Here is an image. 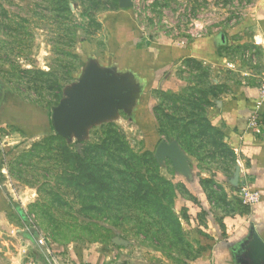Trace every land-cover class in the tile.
I'll use <instances>...</instances> for the list:
<instances>
[{"label":"rangeland","instance_id":"1","mask_svg":"<svg viewBox=\"0 0 264 264\" xmlns=\"http://www.w3.org/2000/svg\"><path fill=\"white\" fill-rule=\"evenodd\" d=\"M131 1L123 11L130 12L142 41L207 51L217 45L218 55L244 70L264 72V52L249 42L254 32L246 28L264 0ZM119 9V0H0V84L21 100L8 97V108L21 113V125L5 122L2 132L13 145L9 175L17 190L36 194L12 221L24 239L36 244L43 237L48 248L74 264H193L205 246L185 223L189 211L178 208L183 197L178 172L171 161L160 163L147 152L156 148L155 139L125 119L124 108L88 125L81 137L47 134L36 123L48 124V113L79 84V42L95 40L104 51L111 35L105 18ZM193 68L198 74L187 73L190 86L184 90L155 93L161 133L211 173L207 192L229 214L228 195L237 208L244 206L243 183L236 177L235 153L211 112L241 76L219 69L215 84L209 65ZM76 155L85 156L103 180L85 179L76 169ZM131 155L139 159L138 168ZM119 158L126 163L124 175L118 174ZM217 174L230 178V190L213 186ZM16 246L12 239L0 240V264H17Z\"/></svg>","mask_w":264,"mask_h":264},{"label":"crops","instance_id":"2","mask_svg":"<svg viewBox=\"0 0 264 264\" xmlns=\"http://www.w3.org/2000/svg\"><path fill=\"white\" fill-rule=\"evenodd\" d=\"M123 10L120 8L118 11L109 12L110 15L105 18L104 27L111 35L107 39L104 51H101V44L96 43L95 40L82 39L79 42L77 50L79 68L76 80L79 81L87 71L94 69L122 84L130 90L125 106L135 117L145 119L144 115L148 116L145 121L155 123L153 128L155 136L157 129H160L156 113L158 100L155 93L158 91L179 92L190 86L187 85L189 84L187 73L198 74L194 68L190 69L191 66L209 65L214 74L215 84L218 83L219 69L238 72L241 76L240 83L231 86L229 92L216 102L211 112V119L213 124L222 131L225 142L235 153L236 177L242 183L248 182L251 190L261 194L259 203L253 207L237 208L231 203L228 195L226 202H228L230 213L224 214L225 208H222L219 202L215 203L217 199L212 200L213 198L207 192L209 186L206 182L209 181L211 173L200 169L198 162L192 157L190 158L192 164L190 175L177 173L175 181L183 193V197L181 196L178 200V208L189 211L190 221L185 223L191 227L193 233L205 246L193 264H255L254 252L246 245L253 233H256L264 242V127L259 132H254L248 129V122L256 110L264 72L244 70L232 58L218 55L217 45L210 47L207 51L196 45L142 41L138 27L131 21L130 12ZM246 28H251L254 32L249 42L259 45L264 52V4L259 7ZM251 80H253L252 84ZM1 92L0 240L7 242L8 239H12L17 242L15 259L19 264L21 259L35 255L37 241L35 240V244L30 238L24 239L21 236L19 224H15L12 217L14 214L21 215V206L33 204L36 194L30 190L24 193L17 190L10 179L7 154L13 145L2 132L6 128L5 122L12 121V126L21 125V113L15 114L8 108V97H12L11 93H7L4 89ZM12 98L21 103V100ZM261 109L264 113V105ZM125 119L141 128V125L133 119L128 117ZM52 130L56 134L53 125L50 128V131ZM159 138L161 141H166L162 134ZM215 180L214 187L222 185L230 190L231 187L227 184L230 182L229 177L217 174ZM17 204L20 207H17ZM65 257L68 259L67 256Z\"/></svg>","mask_w":264,"mask_h":264},{"label":"water","instance_id":"3","mask_svg":"<svg viewBox=\"0 0 264 264\" xmlns=\"http://www.w3.org/2000/svg\"><path fill=\"white\" fill-rule=\"evenodd\" d=\"M119 7L129 9L132 1L119 0ZM129 92L106 74L94 69L87 71L69 98L52 110L50 119L54 131L62 137L73 134L81 137L88 125L110 118L115 110L124 108L129 114L125 106ZM155 157L160 163L171 161L178 173L190 175L191 159L186 157L177 142L161 141L155 150ZM246 246L254 252L255 264L264 263V242L256 233Z\"/></svg>","mask_w":264,"mask_h":264},{"label":"built area","instance_id":"4","mask_svg":"<svg viewBox=\"0 0 264 264\" xmlns=\"http://www.w3.org/2000/svg\"><path fill=\"white\" fill-rule=\"evenodd\" d=\"M264 105V81L259 88V98L256 101V110L248 122V129L259 132L264 127V113L262 106ZM261 194L250 189L248 182H244L242 186V202L244 206L253 207L259 203ZM22 264H74L64 255L48 248L47 242L43 237L37 240V249L34 256L27 258ZM80 264V263H79Z\"/></svg>","mask_w":264,"mask_h":264},{"label":"trees","instance_id":"5","mask_svg":"<svg viewBox=\"0 0 264 264\" xmlns=\"http://www.w3.org/2000/svg\"><path fill=\"white\" fill-rule=\"evenodd\" d=\"M112 9L113 8H111L110 10H112ZM74 27L75 28H78L79 26L76 25V24H74ZM7 93H10V91H7ZM39 111L41 113H43V111L41 109ZM44 113H46V112H44ZM156 113H157V109H156ZM48 116L49 117L51 116V112L48 113ZM144 116L146 117L145 119L148 118V116H146V115H144ZM126 117H128L131 120L133 119L134 121L138 122L141 125L142 130L145 131L148 134V136H152V138L155 139V144H154L155 147L157 146V144H159L161 142V138H159L160 137V134H162L161 133V127H160V129H157L156 136H155V133H154V130H153V128L155 127L154 126L155 123L153 124V122L151 123V122H148L147 120L145 121L144 117L143 118L135 117L131 113H129V114L126 113ZM157 119L159 121L158 114H157ZM158 121H157V123H158ZM51 122H52L51 119H49V122L46 125L44 123L42 124V121L36 122V123H40L39 126H40V128H42L44 130L45 133H47V134L50 133L52 135L51 132H53V130L50 131V128L52 126L51 125ZM127 152L131 153L130 151H128V149H127ZM147 152L150 153V154H152V155L155 154L154 150H152V151L148 150ZM74 157H75V166H76V169L79 167L80 172H83L82 174H85L84 175L85 176V179H88V180L93 181L95 183H96V181L99 182V181L103 180L102 177H100L99 175H97L98 173H97L96 169L94 168L93 165H91L88 162L87 159H85V156L76 155ZM130 159L132 160V164H134V167L138 168V166H137L138 164L137 163H138L139 159L138 158L136 159V157L134 155H131L130 156ZM118 162H119V164H117V167L120 170L118 174L119 175H124L123 174V171H124V168H126V166H125L126 163H125L124 160H122V158H119ZM156 164H157L156 160L154 162H152V165L153 166H155ZM78 172H79V170H78ZM207 183H208V181L206 182V184ZM166 185H167V188H168V194H170L171 196L174 197L175 196V191L173 189L172 184L170 182L166 181Z\"/></svg>","mask_w":264,"mask_h":264},{"label":"flooded vegetation","instance_id":"6","mask_svg":"<svg viewBox=\"0 0 264 264\" xmlns=\"http://www.w3.org/2000/svg\"><path fill=\"white\" fill-rule=\"evenodd\" d=\"M2 86H1V84H0V103L2 102L1 100H2Z\"/></svg>","mask_w":264,"mask_h":264}]
</instances>
